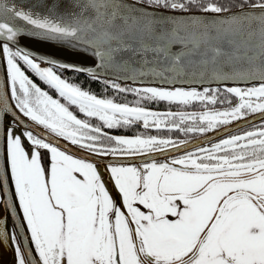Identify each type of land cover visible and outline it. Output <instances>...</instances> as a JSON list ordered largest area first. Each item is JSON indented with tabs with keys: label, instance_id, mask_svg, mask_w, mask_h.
<instances>
[{
	"label": "snow or ice",
	"instance_id": "6c2138e0",
	"mask_svg": "<svg viewBox=\"0 0 264 264\" xmlns=\"http://www.w3.org/2000/svg\"><path fill=\"white\" fill-rule=\"evenodd\" d=\"M0 250L264 264V0H0Z\"/></svg>",
	"mask_w": 264,
	"mask_h": 264
},
{
	"label": "water",
	"instance_id": "95a60500",
	"mask_svg": "<svg viewBox=\"0 0 264 264\" xmlns=\"http://www.w3.org/2000/svg\"><path fill=\"white\" fill-rule=\"evenodd\" d=\"M41 51L45 52L46 54L50 55H57L54 49L41 47ZM13 255L11 250H0V264H12Z\"/></svg>",
	"mask_w": 264,
	"mask_h": 264
}]
</instances>
